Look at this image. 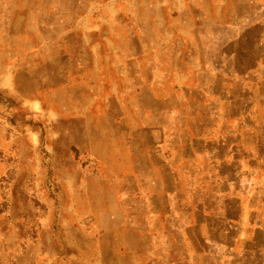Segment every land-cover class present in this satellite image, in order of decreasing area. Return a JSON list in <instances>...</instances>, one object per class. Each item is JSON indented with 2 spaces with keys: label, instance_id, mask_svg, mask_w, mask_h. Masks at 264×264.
<instances>
[{
  "label": "rangeland",
  "instance_id": "374dc122",
  "mask_svg": "<svg viewBox=\"0 0 264 264\" xmlns=\"http://www.w3.org/2000/svg\"><path fill=\"white\" fill-rule=\"evenodd\" d=\"M239 129L264 0H0V264H165L161 154Z\"/></svg>",
  "mask_w": 264,
  "mask_h": 264
},
{
  "label": "crops",
  "instance_id": "0c3cea01",
  "mask_svg": "<svg viewBox=\"0 0 264 264\" xmlns=\"http://www.w3.org/2000/svg\"><path fill=\"white\" fill-rule=\"evenodd\" d=\"M220 137L223 151L206 139L201 149H174L177 158L161 154L172 180L159 182L163 202L154 213L176 223L162 230L165 264H264L263 152L245 147L241 129Z\"/></svg>",
  "mask_w": 264,
  "mask_h": 264
}]
</instances>
